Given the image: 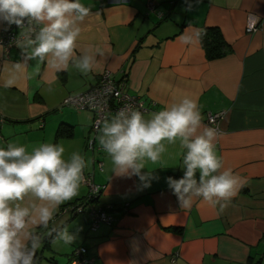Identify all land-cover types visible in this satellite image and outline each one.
Masks as SVG:
<instances>
[{
  "label": "crops",
  "instance_id": "1",
  "mask_svg": "<svg viewBox=\"0 0 264 264\" xmlns=\"http://www.w3.org/2000/svg\"><path fill=\"white\" fill-rule=\"evenodd\" d=\"M80 2L91 13L81 24L75 52L96 57L87 75L71 65L57 70L47 61L25 60L18 43L8 57L0 46V147L14 142L31 150L59 143L65 158L80 152L88 162L84 174L105 186L96 204L109 206L115 217L114 226L101 224L92 232L86 214L65 210L87 196L89 186L82 183L49 229H35L46 235L66 226L75 241L38 250V264H74L78 247L93 264H264V0H200L191 10L186 0ZM249 13L260 19L252 33L245 32ZM209 27L219 28L230 45L227 56L207 60L198 34ZM182 34L191 41L182 42ZM105 72L143 101L145 118L185 95L198 101L201 131L209 126L208 114H221L217 154L246 181L223 211L200 198L190 208L180 207L166 183V177L183 176L178 143L143 170L158 177L150 187L136 176L113 174L110 157L95 139L98 132L88 147L93 114L63 100L95 87ZM9 78L15 83L6 87ZM61 126L70 128L69 138L56 139Z\"/></svg>",
  "mask_w": 264,
  "mask_h": 264
},
{
  "label": "clouds",
  "instance_id": "2",
  "mask_svg": "<svg viewBox=\"0 0 264 264\" xmlns=\"http://www.w3.org/2000/svg\"><path fill=\"white\" fill-rule=\"evenodd\" d=\"M199 2L186 0L188 10ZM90 13L80 0H0V24L26 28L18 42L25 60H35L37 65L47 61L57 70L71 65L84 75L93 70L96 57L88 52L77 55L75 49L81 24ZM180 39L189 43L192 38L182 34ZM14 83L9 78L5 86ZM201 127L198 101L185 95L150 118L126 106L102 121L95 139L110 157L113 174L136 176L143 187L158 179L143 170L160 162L168 145L178 143L183 176L166 177V183L180 207L190 208L200 198L223 211L246 181L225 168L217 154L215 141L223 133L206 125L201 131ZM65 152L59 143H41L31 150L14 142L0 147V264H38L36 253L45 236L35 229H49L60 206L79 195L88 162L78 151L67 158ZM53 233V244L71 246L76 239L66 226L53 227L47 235Z\"/></svg>",
  "mask_w": 264,
  "mask_h": 264
},
{
  "label": "built area",
  "instance_id": "3",
  "mask_svg": "<svg viewBox=\"0 0 264 264\" xmlns=\"http://www.w3.org/2000/svg\"><path fill=\"white\" fill-rule=\"evenodd\" d=\"M260 27V19L249 13L246 18L245 32L252 33ZM25 29H19L15 25L8 26L3 24L0 32V46L3 47V52L8 57L10 49L19 41L24 39L22 32ZM63 105L73 106L77 110L89 111L93 114L92 131L93 138L89 140L88 147L93 148L94 138L97 134L98 128L101 126L102 121L114 115L117 111L126 106H130L135 110L141 111L145 114L148 108L144 105L143 101L138 99L137 96L129 94L124 87V84H116L111 74L105 72L100 82L90 90L85 92L68 96L63 100ZM221 114H208L206 123L209 127L218 128ZM101 168V164H99ZM85 175L83 183L89 186L87 196L81 202L67 207L65 210L72 214H86L90 219V230L95 232L99 229L101 224L114 226L115 217L110 213L109 206L103 208L96 204V200L100 194L105 190V186L97 185L93 182L91 175ZM86 249L78 247L73 251L74 264H93L94 258L86 259L83 257Z\"/></svg>",
  "mask_w": 264,
  "mask_h": 264
},
{
  "label": "trees",
  "instance_id": "4",
  "mask_svg": "<svg viewBox=\"0 0 264 264\" xmlns=\"http://www.w3.org/2000/svg\"><path fill=\"white\" fill-rule=\"evenodd\" d=\"M199 41L201 46L205 52L207 60H215L220 59L227 56L231 53L232 49L230 45L224 39L221 31L217 27H209L202 29L199 34ZM71 136L70 128L61 126L56 131V139L59 138H69ZM81 202V201H79ZM45 239L43 241V246L41 249L46 246H50L52 239L55 236L53 233L52 236L44 235Z\"/></svg>",
  "mask_w": 264,
  "mask_h": 264
},
{
  "label": "rangeland",
  "instance_id": "5",
  "mask_svg": "<svg viewBox=\"0 0 264 264\" xmlns=\"http://www.w3.org/2000/svg\"><path fill=\"white\" fill-rule=\"evenodd\" d=\"M80 216L83 215V214H79ZM85 215V214H84ZM81 218V217H80Z\"/></svg>",
  "mask_w": 264,
  "mask_h": 264
},
{
  "label": "bare ground",
  "instance_id": "6",
  "mask_svg": "<svg viewBox=\"0 0 264 264\" xmlns=\"http://www.w3.org/2000/svg\"><path fill=\"white\" fill-rule=\"evenodd\" d=\"M99 198V197H98Z\"/></svg>",
  "mask_w": 264,
  "mask_h": 264
}]
</instances>
